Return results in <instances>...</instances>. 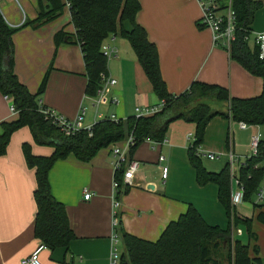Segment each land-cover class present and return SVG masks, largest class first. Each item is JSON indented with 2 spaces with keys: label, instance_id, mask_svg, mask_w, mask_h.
<instances>
[{
  "label": "crops",
  "instance_id": "obj_1",
  "mask_svg": "<svg viewBox=\"0 0 264 264\" xmlns=\"http://www.w3.org/2000/svg\"><path fill=\"white\" fill-rule=\"evenodd\" d=\"M0 1V12L12 28H19L25 21H33L38 16L39 9L26 11L22 7L20 1L26 4L25 0ZM138 1L140 10L136 22L144 29L149 42L157 48L160 74L170 94L179 95L198 81L226 88L235 98L260 95L261 78L251 75L239 63L231 60L224 48L215 45L210 30L198 28L202 9L197 0ZM219 1L225 4L230 2ZM252 1L257 2L259 8L250 25L251 32L264 33V0ZM65 8L68 13L65 26L49 30L47 23L38 29L26 26L14 33L13 68L19 82L35 94L39 88L38 76L47 66L54 48L57 51L56 67L67 72L70 79L76 81L77 87H74L71 95L63 94L61 101L50 99L45 93L39 97V105L68 120L75 119L79 111L85 108L82 124L89 128L98 120L91 106V96L85 94L87 80L84 77L81 50L73 43L63 41L58 46L55 44L57 32L63 30L67 35L74 33L69 10ZM68 25L70 29L66 30ZM113 46L117 51L116 57L106 60V73L117 83L108 90L107 96L116 99L117 103L101 105L98 112L120 120L137 116L136 109L159 107L160 100L153 93L129 43L115 36ZM72 51L74 56L71 57L69 52ZM11 105V99L0 93V135L3 122L10 123L18 119ZM194 131V124L177 120L168 126L163 142L145 140L140 143L130 157L131 162H138V170L131 185L127 186V192L120 196H117L114 187L117 157L113 149L119 148L127 156L130 147L128 139L100 149L87 162L78 160L72 154L56 161L48 173L50 193L65 207L74 240L66 249L51 251L44 247L39 253L40 262L110 264L111 236L116 233L113 226L115 214L121 230L151 242L160 237L170 222L185 213L188 204L208 222L204 213L207 210V192L210 193L209 202L214 208L220 203L214 184L209 183L211 185L203 188L196 186L195 172L187 152ZM258 134L260 140L264 141V126L247 125V128L240 129L238 123L222 117L213 118L205 128L197 154L215 165L210 169L207 167L209 165L204 166L202 162L210 172H219L228 166L231 196L239 190V177L238 172L234 171L237 174L231 179L234 166L230 164L228 155L246 159L251 152V138ZM24 144L30 146L34 156L47 157L54 151L52 147L37 145L29 128L24 126L11 135L6 153L0 156V264H22L41 245L33 233L36 213L33 200L35 170L25 163L22 152ZM205 154H214L217 158L210 160ZM159 157L164 158L162 163L158 162ZM163 167L168 171L165 179L161 176ZM125 168L120 171L122 179ZM84 192L90 194L88 200L84 199ZM254 196L255 192L250 200H243L237 205L233 204L231 197L230 200L234 215L250 220L249 257L255 256L253 249L256 248L257 256L264 264V225L258 220L259 215H264V209H256L263 206L254 204ZM115 201L119 203L117 209L114 208ZM249 202L253 204L252 210L248 209ZM235 233L242 235V230L237 229ZM118 249L120 253L123 252L120 240Z\"/></svg>",
  "mask_w": 264,
  "mask_h": 264
},
{
  "label": "trees",
  "instance_id": "obj_2",
  "mask_svg": "<svg viewBox=\"0 0 264 264\" xmlns=\"http://www.w3.org/2000/svg\"><path fill=\"white\" fill-rule=\"evenodd\" d=\"M38 16L25 21L19 28L10 27L0 12V93L11 99L18 114L15 122H3L0 135V156L6 153L11 135L18 129L29 128L37 145L53 148L50 156H34L28 144L22 145L25 163L35 170L36 188L33 200L36 206L33 233L45 248L54 250L68 248L74 240L65 207L50 193L48 173L53 164L72 154L80 161H89L100 149L132 138L127 154H131L145 140L161 143L165 140L168 126L177 120L195 125L192 142L187 146L188 160L195 172L199 186L214 184L217 199L226 218V228L207 224L198 211L187 205L185 213L170 222L156 241H146L121 230L118 234L123 252L119 264H262L255 256L249 257V246L233 236L237 225L247 226L249 219L242 220L233 213L230 200V172L225 166L219 172H210L202 165L197 149L204 131L215 117H222L248 126H264V60L258 57V49L245 38L250 34V25L259 4L252 0H230L234 13L235 41L230 45L229 58L239 63L247 72L262 80L260 95L252 98L232 97L226 88L202 82H193L179 95L170 94L159 70L158 52L146 37L144 29L136 22L140 10L138 0H40ZM228 4L220 3L223 11ZM67 7L73 34L57 32L55 44H77L84 62V77L87 80L85 94L95 95L99 87V75L106 73V59L101 45L110 35L125 39L131 46L138 63L151 84L160 106L150 115L131 116L116 122L103 119L96 122L90 131L77 130L65 135L41 112L39 97L45 92L48 72L44 75L35 94L19 82L14 73V47L12 37L19 29L29 26L38 29L62 13ZM201 29V26L198 25ZM65 42V41H64ZM115 172L117 196L127 192L122 184L121 171ZM239 183L243 187V200H250L264 177V141L261 140L255 156H248L238 170ZM256 207V206H255ZM117 217V216H116ZM118 220V218H117ZM258 220L264 225V215ZM224 261V262H223Z\"/></svg>",
  "mask_w": 264,
  "mask_h": 264
},
{
  "label": "built area",
  "instance_id": "obj_3",
  "mask_svg": "<svg viewBox=\"0 0 264 264\" xmlns=\"http://www.w3.org/2000/svg\"><path fill=\"white\" fill-rule=\"evenodd\" d=\"M202 9V16L200 19V26L206 28L211 31L213 36V42L217 46H221L227 52H229L230 45L235 41V24H234V13L230 8V2L227 5L225 10L220 9V1L219 0H197ZM115 41V35H110L106 41H104L101 45V53L105 57L107 61L116 57V49L113 46ZM245 41L248 42L252 47H256L258 49V57L260 60H264V33H253L245 38ZM116 80L109 76L107 73H101L99 75V87L95 93V95L90 97L91 106L96 111V119L101 121L103 119H108L116 122L117 119L115 116H104L102 113L98 112V107L106 104H116L117 101L114 98H109L107 96L108 90L113 88L116 85ZM11 110L14 111V108L11 105ZM157 109H136L138 115H150L153 114ZM41 112L53 125L60 128V130L65 135H70L71 133L77 130H87L90 131L92 127L85 128L83 127V119L86 113V109L82 108L75 119L68 120L64 117L57 115L54 111L48 108H42ZM240 129L247 128L245 123H238ZM193 137L190 138V142H192ZM260 135H255L251 138L250 147L251 152L250 156H255L257 153V148L260 143ZM129 145L133 144L132 138L128 139ZM113 154L117 157V161L115 164V169L120 170L126 166L123 172L122 184L125 186L131 185V180L135 172L138 170V162H130L127 163V156L119 149L114 148ZM205 156L214 160L217 158L214 154H205ZM229 162L234 166L231 171V179L235 178L239 168L244 164V160H240L233 154H229ZM164 161L163 157H159L158 162L162 163ZM167 168L163 167L161 169L162 179H165L167 176ZM239 190L232 194L231 199L234 205L240 204L243 202V187L238 183ZM115 189L118 187V184L114 183ZM84 199L88 200L90 194L88 192H84ZM254 204L258 206H264V179L258 185L255 196H254ZM119 207L118 201L114 202V208L117 209ZM117 215L115 214V221L113 222V226L117 227L118 220ZM119 237L117 233H114L111 236V252H110V264H119L120 263V251L118 249ZM44 248L43 245H39L36 250L25 260L22 261V264H42L39 260V253Z\"/></svg>",
  "mask_w": 264,
  "mask_h": 264
},
{
  "label": "rangeland",
  "instance_id": "obj_4",
  "mask_svg": "<svg viewBox=\"0 0 264 264\" xmlns=\"http://www.w3.org/2000/svg\"><path fill=\"white\" fill-rule=\"evenodd\" d=\"M23 2L24 1H22V2L20 1V4H22V7L24 9H26V11H28V9L33 10L34 8L36 10H38L42 5V2L40 0H25L26 4H24ZM0 3H2V2L0 1ZM16 5H17V3H16ZM67 22H68L67 9L65 7H63L61 15L54 18L53 20H51L49 22V28L48 29L51 30L54 28L65 26L67 24ZM68 28L70 29L69 25L66 26V30ZM72 47H74V46H72ZM72 50H74V49L72 48ZM69 54L71 57L74 56L73 51L69 52ZM80 58H81V56L79 57V60H81ZM56 59H57V51H55V49L53 48V53H52L51 59L49 60L44 71L41 72L40 75L38 76L37 83H38V87H39V84H40L39 81H40L42 74H43V76H42V78H43L44 75L46 74V72L49 71L48 72L47 85H46V91L43 94H45V93L48 94L50 99H53L56 101H58V100L61 101L63 94L71 95L73 93L72 91L74 90V87H77V83H76V81H73L72 79H70V77H69L70 75L67 74V72L60 70V68L56 67ZM76 62H78L77 57H76ZM42 78H41V80H42ZM72 78H76V77H72ZM37 90H38V88H37ZM201 159H202V162L204 163V166L209 165L207 167H209L210 169H213L215 167V165L209 163L210 161L207 162L206 158H201ZM208 185H211V184H206L204 186H199L198 184H196V186L198 188H203V187L208 186ZM206 198L208 200L206 203L207 207L204 206L207 209L204 211V213L206 215L205 217L208 220V222H206V223H208L209 225H214V226L216 225V226H219L221 228H226L228 221H227L225 212L222 209L221 205L217 204L216 205L217 208H214L212 203L209 202V199H210V193L209 192H207ZM248 204H249L248 209L252 210L253 204L251 202H249ZM256 209L257 210H263L264 206L261 208H256ZM242 220H244V219H242ZM248 227L249 228L251 227V223H249ZM237 229L242 230V235L240 233H235V232H237ZM249 231H250V229H249ZM235 232H234L233 236L236 237L237 239L241 240V242H243L244 244L248 245V240H249L248 235L249 234L247 231V226H245L243 224H239L235 228Z\"/></svg>",
  "mask_w": 264,
  "mask_h": 264
},
{
  "label": "water",
  "instance_id": "obj_5",
  "mask_svg": "<svg viewBox=\"0 0 264 264\" xmlns=\"http://www.w3.org/2000/svg\"><path fill=\"white\" fill-rule=\"evenodd\" d=\"M65 42L67 41V39L64 40Z\"/></svg>",
  "mask_w": 264,
  "mask_h": 264
}]
</instances>
